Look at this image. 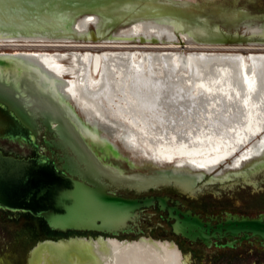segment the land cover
Listing matches in <instances>:
<instances>
[{"label":"bare ground","instance_id":"1","mask_svg":"<svg viewBox=\"0 0 264 264\" xmlns=\"http://www.w3.org/2000/svg\"><path fill=\"white\" fill-rule=\"evenodd\" d=\"M175 4L176 0H0V41L157 43L165 38L182 45L191 38L180 31L183 24L199 19L184 21L197 10ZM243 13L232 16L241 20ZM131 24L129 32L121 30ZM246 31L215 29L213 34L227 44L264 42V27ZM1 59L2 76L7 79L16 69L25 73L108 165L137 169L123 153L141 156L150 167H159L174 153L183 157L181 165L209 171L227 165L223 172L230 174L212 177L143 170L151 177L178 180L193 197L211 184L255 186L256 175L264 171V52L15 51L0 52ZM175 249L173 243L144 238L82 239L63 247L45 241L28 257L29 264H179Z\"/></svg>","mask_w":264,"mask_h":264},{"label":"water","instance_id":"2","mask_svg":"<svg viewBox=\"0 0 264 264\" xmlns=\"http://www.w3.org/2000/svg\"><path fill=\"white\" fill-rule=\"evenodd\" d=\"M4 63L1 59L0 142L7 139L25 143L34 148L36 155L3 157L0 150V209L41 217L52 230L98 233L96 238L44 239L30 249L29 255L45 241L63 247L82 239H116L115 236L137 229L136 220L143 209L157 206L171 212L167 197L130 198L114 193L115 190L139 193L172 187L188 193V187L178 180L151 177L129 166L130 170H123L106 164L98 152L73 131L69 122L58 114L57 106L36 89L25 73L16 69L9 72L11 77L2 76ZM2 109L9 121L5 127H2ZM41 128L45 129L47 138L38 142L37 129ZM40 148L49 156L39 152ZM172 219L176 234L190 241L199 239L210 244L208 231L211 226L204 227L201 221L187 213H183V218L174 214ZM213 231L220 237L228 234L238 238L226 242L227 246L254 237L264 239V212L254 216L227 215Z\"/></svg>","mask_w":264,"mask_h":264},{"label":"rangeland","instance_id":"3","mask_svg":"<svg viewBox=\"0 0 264 264\" xmlns=\"http://www.w3.org/2000/svg\"><path fill=\"white\" fill-rule=\"evenodd\" d=\"M175 5H182L183 7L189 8L194 7V9L197 10H194L195 14L192 13L191 16L183 18L184 21L194 22V20L199 19V23L183 24V28L180 31L190 34L191 38L190 40L185 41L182 45L176 42L170 43L165 38L159 40L157 43H144L140 40L130 42L96 43L80 41L68 42L63 40H13L0 41V52L14 53L15 51H43L47 53H67L69 51H105L116 49H127L135 52L143 50L180 51L183 52V54L193 50L199 51L205 49L208 51L215 50V52L234 51L243 54L264 52L263 41L260 42L257 40L253 42L241 43L228 42L227 44V42L223 43L218 41L216 36L213 34L215 29H220L221 31L228 33L248 34V31H246L247 27H264V0H176ZM235 11L244 12L243 14L245 18L236 20L232 16ZM238 16L240 15L238 14ZM135 24L139 25V22ZM133 25L134 24L123 27L121 30L124 33H127L130 29H132ZM91 28H93V26H91ZM138 30L143 34L148 33L147 30L145 31V29L141 27H139ZM154 33L160 34L159 31ZM177 33L179 34V32ZM6 125H9V121L2 109V127H5ZM2 143H4V141L0 142L1 145ZM12 145L13 144H9L7 146L11 149L13 147ZM127 151L129 150L127 149ZM2 153L3 157L13 155L10 152L5 155L4 152ZM123 156L126 157L131 164L138 167L137 169L134 168V170H145L147 173H152L163 172V169L170 172L169 174L171 176L183 178L193 177L196 174L204 175V177L208 175V177H212L227 169V165L225 164H221L214 171H209V169L206 170L204 167H193L187 163H183L181 165L179 162L183 157L178 153H174L168 161L159 163V167H150L148 164L149 161H146L144 158H138L141 156H129L124 153ZM113 164L120 169L130 170L124 164ZM227 174L230 173H224L225 176ZM255 180V186L251 184L244 186L238 184L233 188H230L228 186L225 187L223 185H219L218 183L211 184V186L204 188L200 193L196 194L193 197L194 203L188 204L187 206L194 212L205 217L210 214L218 216L217 218H222L224 216V212H232L248 216L263 213L264 171L259 172L256 175ZM143 212L148 216H145ZM170 222H165L161 219L157 210L146 209L141 211L140 216L137 219L136 230L129 233H122L115 236V238L118 240L133 242L144 238L146 241L147 239H151L154 242L173 243V245L176 246L175 251L179 257V264H264V248H258L257 242L254 243L253 246H250L247 241H243L237 248L223 247L222 249H216L215 246L211 245L206 247L205 245L198 244L196 242L191 244L172 233ZM97 235L98 233L95 232H82L76 234L66 233L62 236H49L41 229H37L36 222L34 220L23 219L20 221H10L6 219V214L0 212V264H28L30 249L38 241H42L44 239H68L70 236H85L86 238L91 236L96 238ZM228 240L230 241L231 238H228ZM224 241L226 240L222 239L218 241V243L224 244Z\"/></svg>","mask_w":264,"mask_h":264},{"label":"flooded vegetation","instance_id":"4","mask_svg":"<svg viewBox=\"0 0 264 264\" xmlns=\"http://www.w3.org/2000/svg\"><path fill=\"white\" fill-rule=\"evenodd\" d=\"M40 126V125H39ZM38 130V137H37V141L38 142H43L42 140H44V138H47L44 133H45V129L41 128V129H37ZM4 143H2V145L0 144V150L2 152H4L5 154H8V152L15 154L17 157H24V158H30V157H34L36 155V151L34 150V148H32L31 146L22 143L19 144L16 141H9L7 139L3 140ZM9 144H13L12 148L10 149ZM9 147V148H8ZM39 152H41L42 154H46L49 156V153L44 152L41 148L39 149ZM114 193L118 194V195H122L125 197H130V198H143V197H150V196H162V197H167V205L168 207H170L171 212L169 213L168 210H160L157 208V206H153L147 209H155L159 212V216L161 217V219H163L165 222H170V228L171 231L174 235L179 236L181 238H183L184 240L188 241L189 243L193 244L194 242L198 243V244H202L205 245L206 247L208 246H215L216 249H222L223 247L225 248H237L243 241H247V243H249L250 246H253L254 243L257 242V247H261L264 248V239H261L260 237H254L251 238L250 241L249 240H243V241H237L234 245L232 246H227L226 242H228V238L232 239H238V238H233L230 235H224L222 237H220V234L217 232H214L213 229L216 227V224L219 221H222L227 215H236V216H242L243 214H237V213H232V212H224V216L222 218H217L218 216H214V215H207L205 216H201L199 213L194 212L192 209H190L187 205L188 204H192L194 203L193 200V196H190L187 193L184 192H180L174 188H169V187H160L158 189H149L146 191H142V192H134V191H129V192H125V191H120V190H115ZM146 210V209H143ZM141 210V211H143ZM141 211H139V216ZM0 212L6 214V219L10 220V221H20L23 219H28V220H34L36 222V227L37 229H41L42 231H44V233H46L47 235L50 236V232L49 230L45 227L44 223L45 221L41 218V217H35L33 215H31L30 213L24 212V213H18V212H12L9 210H4V209H0ZM183 213L184 214H188L192 217H196L199 221H201V223H203V226H211L212 228L209 229L208 234L210 235V244L207 245L206 243H204L203 241L197 239L195 241H190L189 239H187L186 237L180 235V234H176L173 229H172V223L174 222V219H172V215L177 214V216L179 218H183ZM143 214H145L143 212ZM145 216H148L145 214ZM139 218V217H138ZM137 218V219H138ZM137 221V220H136ZM224 231L222 230L221 233H223ZM49 233V234H48ZM214 236V237H213ZM225 239L226 241H224V244L222 243H218V241ZM230 240V241H231ZM215 244V245H214Z\"/></svg>","mask_w":264,"mask_h":264},{"label":"trees","instance_id":"5","mask_svg":"<svg viewBox=\"0 0 264 264\" xmlns=\"http://www.w3.org/2000/svg\"><path fill=\"white\" fill-rule=\"evenodd\" d=\"M44 225H45V227L49 230V232H50V236H54V235H57V236H62V235H64V234H66V233H82V232H74V231H68V232H61V231H57V230H52V229H50L47 225H46V223H44ZM84 233V232H83ZM49 234V233H48Z\"/></svg>","mask_w":264,"mask_h":264}]
</instances>
